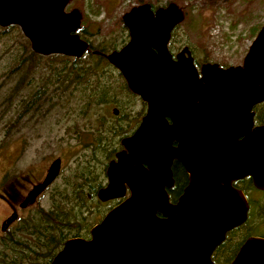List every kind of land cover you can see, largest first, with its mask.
Instances as JSON below:
<instances>
[{
  "label": "water",
  "instance_id": "water-1",
  "mask_svg": "<svg viewBox=\"0 0 264 264\" xmlns=\"http://www.w3.org/2000/svg\"><path fill=\"white\" fill-rule=\"evenodd\" d=\"M72 1L0 0V28L18 27L41 57L79 59L89 45L79 36L81 12L66 11ZM184 17L174 3L156 10L142 4L122 16L128 42L104 58L146 113L120 140L122 151L96 193L101 203L122 201L88 239L66 240L50 264H213V251L248 216L247 198L233 183L249 177L264 192V124L255 125L253 110L264 102V25L241 66L206 63L198 70L187 47L175 56L168 49ZM174 160L188 184L171 204L165 189L172 187ZM60 170L57 158L19 207L34 204ZM231 264H264V238L248 237Z\"/></svg>",
  "mask_w": 264,
  "mask_h": 264
},
{
  "label": "rangeland",
  "instance_id": "rangeland-1",
  "mask_svg": "<svg viewBox=\"0 0 264 264\" xmlns=\"http://www.w3.org/2000/svg\"><path fill=\"white\" fill-rule=\"evenodd\" d=\"M169 3L178 5L185 14L169 51L174 55L183 47H188L197 68L206 63H214L222 68L241 66L248 48L264 25V0H73L66 11L77 9L81 12L83 32L79 34L82 39L110 48L113 43L120 45L123 39L122 46L128 42V32L121 19L125 13L142 4L159 8ZM16 29L22 35L19 28ZM11 65L9 53L5 52L0 59V225L14 215L3 200L4 196L14 208L15 221L28 216L33 209H48L50 193L55 186L63 185L82 151L81 139L69 131L75 123L83 127L79 112L81 103L73 87L69 91L58 89L54 92L58 85H50L48 92L41 96L42 105L31 107L32 103L27 104V101L32 100L30 96L36 88L39 90L42 76L25 69L6 76ZM45 70L40 71L41 75H46ZM25 106L30 107L21 115ZM113 109L118 110L117 116L112 113ZM106 110L111 120L123 112L134 115L142 110L139 123L145 104L135 95L123 94L116 96ZM18 115H21L19 120ZM57 158L61 160L58 178L33 205L21 209L19 206L32 185L43 180L49 165ZM260 199L261 205H264V195ZM114 205L111 202L102 205L101 211L95 215L98 221L93 225ZM95 209V206L91 207L93 212ZM259 214L250 221L251 227L264 226V207ZM14 222L6 226L3 232L14 226ZM3 232L0 230V237ZM241 234H234L232 241L240 240Z\"/></svg>",
  "mask_w": 264,
  "mask_h": 264
},
{
  "label": "trees",
  "instance_id": "trees-1",
  "mask_svg": "<svg viewBox=\"0 0 264 264\" xmlns=\"http://www.w3.org/2000/svg\"><path fill=\"white\" fill-rule=\"evenodd\" d=\"M157 8L158 6L151 5L152 10ZM178 27L172 31L169 45L174 42ZM82 32L81 28L79 33ZM85 41L89 44V51L79 59L60 55L41 57L31 52L28 41L17 32L16 27L0 28V59L6 52L9 53L12 63L6 76L20 73L23 69L33 70L42 76L39 90L36 88L30 96L32 100L29 99L27 104L32 103L31 107L35 105L36 108L42 105L41 96L48 92L50 85H58L53 89L54 92L58 89L69 91L73 87L77 100L81 103L79 112L83 121L82 128L75 123L69 129L81 139L82 145L81 156L76 157L70 175L64 179L63 185L53 188L48 209H33L28 216L15 221L14 226L2 233L0 264H50L66 240L89 238L90 227L98 221L95 215L101 211L102 205L108 203H101L96 198L97 191L106 181L107 162L121 149L120 139L130 135L142 114V110L134 115L123 112L114 120L106 114V107L115 101L116 96H133L120 73L104 58L109 51L121 47L124 39L120 45L113 43L110 48ZM12 49L13 52H10ZM43 69H46V75H41L40 71ZM29 107L25 106L21 115L26 113ZM254 112L255 123L264 124V102L257 105ZM21 115H18V120ZM183 181L178 179L177 182L182 184ZM233 186L246 195L249 210L247 221L227 234L231 238L240 232V240H231L219 250L225 255L224 263L230 261L248 237L264 238V226H250V221L258 216L259 211L263 212L264 205H261L260 196L264 195V192L254 189L250 178L236 181ZM92 206H95V212L91 210ZM259 215L261 217V214Z\"/></svg>",
  "mask_w": 264,
  "mask_h": 264
},
{
  "label": "flooded vegetation",
  "instance_id": "flooded-vegetation-1",
  "mask_svg": "<svg viewBox=\"0 0 264 264\" xmlns=\"http://www.w3.org/2000/svg\"><path fill=\"white\" fill-rule=\"evenodd\" d=\"M184 48V47H183ZM182 48V49H183ZM181 50V49H180ZM190 51V50H189ZM177 54V53H176ZM190 54H191V51H190ZM174 56H175V54H174ZM192 56V55H191ZM195 63V62H194ZM195 65V64H194ZM203 65V64H202ZM196 66V65H195ZM196 68H197V66H196ZM200 68V67H199ZM199 68H197L198 70H199ZM222 68V67H221ZM145 113H146V105H145V110H144V113H143V115H142V117L145 115ZM142 117H141V119H142ZM141 119H140V121H141ZM140 121H139V123L137 124V126L133 129V131L130 133V135H128V136H126V137H131L132 135H133V133L136 131V129L138 128V126H139V124H140ZM166 121H167V124L168 125H170L171 124V121L169 120V119H166ZM256 125V124H255ZM171 147L172 148H176L177 147V143H175V142H173L172 144H171ZM119 151H122V148L119 150ZM119 151H117V152H119ZM115 155V154H114ZM114 159H115V157H114ZM109 163V162H108ZM170 170H171V177H172V187L171 188H169V189H165L166 190V192H167V195H168V199H169V202L171 203V204H175L176 202H177V200H178V198L181 196V194L183 193V189L187 186V184H188V175H187V173L185 172V170H184V168H183V166H182V164L180 163V162H178V161H176V160H174L173 162H172V164H171V166H170ZM247 178H249V177H247ZM178 179H182V180H184L183 181V183L182 184H179L177 181H178ZM245 179V178H244ZM54 182V181H53ZM52 182V183H53ZM106 183H107V180H106V182H105V184H104V186L106 185ZM38 184V183H37ZM34 185H36V184H34ZM34 185H32V187L34 186ZM103 186V187H104ZM50 187V186H49ZM102 187V188H103ZM48 189V188H47ZM46 191V190H45ZM129 195V192L126 190V197ZM3 200L7 203V205L10 207V209H12L13 210V212H14V217H15V219H14V221L16 220V215H15V211H14V208H13V206H11V203H10V201H8L7 200V198L4 196V198H3ZM122 201V199L121 200H112V201H109V202H111V203H115V205H114V207L115 206H117L120 202ZM29 207V206H28ZM27 208V207H26ZM12 216V217H13ZM9 220V218L8 219H6L5 220V222L2 224V225H0V230L3 232L4 230H5V228H6V226H8V225H11L12 224V222L10 223V224H8L7 225V221ZM230 240H232L231 238H229L228 237V235H226V238H225V240L221 243V245L220 246H218L214 251H213V253H212V255H211V261L213 262V264H231L232 263V261L234 260V258H235V256L237 255V253H238V251H239V249H240V247H241V245L245 242H243L239 247H238V249H237V251L235 252V254L233 255V257L230 259V261L229 262H227V263H224V261H225V255L223 254V253H221L219 250L221 249V247H223V246H225ZM246 240V239H245Z\"/></svg>",
  "mask_w": 264,
  "mask_h": 264
}]
</instances>
